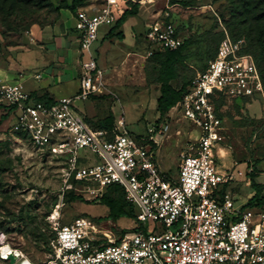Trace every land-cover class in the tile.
I'll return each mask as SVG.
<instances>
[{
  "label": "built area",
  "instance_id": "obj_1",
  "mask_svg": "<svg viewBox=\"0 0 264 264\" xmlns=\"http://www.w3.org/2000/svg\"><path fill=\"white\" fill-rule=\"evenodd\" d=\"M121 12L119 0H83L73 13L80 54L79 88L73 98L40 101L20 84L0 80V111L13 117L9 131L58 159L65 189L72 182L88 191L96 186L93 192L117 186L135 213L134 230L119 236L99 230L86 218L60 224L50 215L49 253L42 264H264V206L244 209L220 193L218 187L233 178L215 163L224 138L216 101L263 94L244 40L233 41L225 33L215 57L176 103L175 111H181L196 131L179 154L178 176L172 178L155 162L158 139L166 135L167 125L153 126L139 139L121 117L109 130L92 129L73 106L74 100L88 101L105 90L93 46L99 28L111 29ZM168 17L166 12L164 19ZM146 38L158 51H175L183 44L170 20L153 22ZM82 150L98 157L99 163L78 167L77 153ZM146 222L152 225L149 230L143 228ZM10 256L13 264H33L18 249L0 242V262L9 264Z\"/></svg>",
  "mask_w": 264,
  "mask_h": 264
},
{
  "label": "rangeland",
  "instance_id": "obj_2",
  "mask_svg": "<svg viewBox=\"0 0 264 264\" xmlns=\"http://www.w3.org/2000/svg\"><path fill=\"white\" fill-rule=\"evenodd\" d=\"M71 1L0 0V80L8 81L6 72L10 66L30 49L49 53L61 45L65 48L72 34ZM141 1L148 2L143 5L148 18L130 19L131 23L132 20L139 22L137 32L129 29L130 23L123 29L125 37L117 41L120 45L113 47L116 54L113 66L103 74L105 90L88 101L74 100L73 106L84 118L94 110L97 117L89 120L93 125L102 120L99 124L102 130H109L121 117L126 129L139 139L148 136L147 129L167 125L166 135L158 139L155 162L162 173L176 178L179 154L195 137L196 128L183 119L181 111H175V104L163 118H158L156 101L162 85L166 83L177 91L191 82L214 58L225 33L243 38L261 73L262 66L248 26L241 24L243 18L239 11L245 4L243 0ZM172 5L176 6L170 10ZM166 12L168 19H164ZM158 20H170L185 40L173 59H167L164 52L152 50L146 38L148 28ZM104 29L110 27L101 26L99 34ZM60 40L65 44H59ZM134 45L137 52H133ZM68 80L53 89V93L70 94L73 98L78 92L79 79ZM16 83L20 84V79ZM221 110L224 138L218 144L219 158L216 157L215 163L218 170H227L233 179L219 186L218 191L229 195L235 205L243 206L254 195L251 178L259 183L264 195V87L262 95L229 98ZM12 123L13 117L0 111V242L18 249L33 264H42L49 253L50 215L56 216L60 224L86 218L99 230H111L115 236L132 232L135 224L130 219H105L108 209L99 202L100 197L109 195L122 204L120 193L105 189L93 192L96 186H90L92 191H88L87 186L74 182L70 189H65L58 159L33 149L12 134L9 131ZM77 155L78 167L99 163L98 157L88 150L78 151ZM156 225L161 232V225ZM151 226L150 222L143 224L145 230Z\"/></svg>",
  "mask_w": 264,
  "mask_h": 264
},
{
  "label": "crops",
  "instance_id": "obj_3",
  "mask_svg": "<svg viewBox=\"0 0 264 264\" xmlns=\"http://www.w3.org/2000/svg\"><path fill=\"white\" fill-rule=\"evenodd\" d=\"M141 2L142 1L139 0L137 14L135 16L128 17L119 28L118 31L121 33V39L110 36L106 38L110 29H104L99 34L98 41L93 47V53L96 58L97 65L103 74L105 70H108L113 66V61L116 56V54L113 53V47L115 45H120L117 41L122 40L125 37L123 29L130 23L129 29L133 32H137L135 31L137 30L135 28H137L139 23L137 21H139V18H148V15L145 14L146 9L143 8V5L148 2H144L143 4ZM175 6L176 5H172L168 8L172 10ZM84 9L89 10V6L86 5ZM133 18L137 19V21L132 20L131 23L130 19ZM69 26L72 30V34L67 42L69 45L66 44L65 48L61 45L60 48L54 50L52 49L49 53L37 49H30L29 51L20 54L18 61L14 62V66H10L9 72H6L8 82L16 83V81L20 79L21 87L34 97L46 96L51 100L70 98V94L55 95L53 93V89L65 85L69 81L68 79L72 80L78 78L79 74L80 54L78 50L77 33L74 30V17L71 12ZM58 43L65 44V41L60 40ZM132 49H134L133 52H137V46L134 45ZM38 75L40 76L39 79L36 78ZM85 116L87 118L97 117L94 110H91L90 113L88 115L85 114Z\"/></svg>",
  "mask_w": 264,
  "mask_h": 264
},
{
  "label": "trees",
  "instance_id": "obj_4",
  "mask_svg": "<svg viewBox=\"0 0 264 264\" xmlns=\"http://www.w3.org/2000/svg\"><path fill=\"white\" fill-rule=\"evenodd\" d=\"M243 2L245 4L244 6H242V8L239 11L240 18H243V20L241 21V24L248 26L249 35H251L252 37L251 39L255 41V44H256L255 54L257 55L258 62L260 61L261 63L263 74L259 70V66L256 63L257 61L255 60L253 55L248 51L246 43L244 47V52L252 56L254 63L259 71L261 81H262V86L264 87V4L261 5L260 0H256L254 2H251L249 0H243ZM82 4H83V0H72L70 4V12L74 13L77 8L82 6ZM119 4L122 9V12L118 16L113 27L109 30L108 34L106 35V38H108L109 36L110 37L115 36L121 39V33L118 31L119 28L123 25V23L128 17L135 16L137 14L139 3H133L129 0H119ZM176 31L178 32L177 29ZM223 38L224 36L222 37V39ZM229 38L233 41L238 40V39H243V38H233L230 36ZM184 42L185 40H183V44L178 50L159 51V52L166 53L165 57L167 59H173L175 54L179 52V50L183 47ZM150 48L152 50H155L151 47V45H150ZM155 51H158V50H155ZM204 70L205 69H203L202 71ZM189 84H190V81L184 84L177 91L172 90L170 86H168L166 83L162 85L161 95L156 101V109H157V114H158L159 119L163 118L165 113L168 110H170L174 106V104L176 105V103L180 101L182 95L184 94ZM37 99L40 101L50 102V99H48L46 96L37 97ZM226 100H228V98L219 97V99L215 103L216 110L218 112L219 117L222 119V121H223V115H222L221 109L223 106V102H225ZM84 120L88 124L92 125V129H95V130L103 129L102 126L99 125L103 123L102 120L97 121L96 125L95 124L93 125V122L89 120V118L87 117H85ZM250 181H251V187L254 190V195L250 199L247 200V202L243 205V208L244 209L262 208L264 206V195H262L260 185L256 184L252 178L250 179ZM105 190L118 192L122 196V204H119L118 202L113 200L109 195H104L100 197L99 202L105 205L108 209V216H106L105 219H107L108 221L110 220L115 221L119 218H127L133 222L135 219L134 209L132 208L131 205H129L126 202L122 190L117 186H110V187L105 188Z\"/></svg>",
  "mask_w": 264,
  "mask_h": 264
},
{
  "label": "water",
  "instance_id": "obj_5",
  "mask_svg": "<svg viewBox=\"0 0 264 264\" xmlns=\"http://www.w3.org/2000/svg\"><path fill=\"white\" fill-rule=\"evenodd\" d=\"M14 261H15L14 258H13L12 256H10V257H9V262H10L9 264H13Z\"/></svg>",
  "mask_w": 264,
  "mask_h": 264
}]
</instances>
